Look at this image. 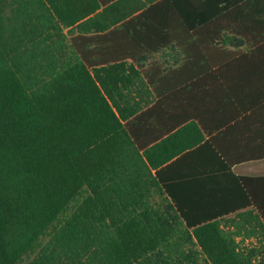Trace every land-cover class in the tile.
<instances>
[{
  "label": "trees",
  "instance_id": "16d2710c",
  "mask_svg": "<svg viewBox=\"0 0 264 264\" xmlns=\"http://www.w3.org/2000/svg\"><path fill=\"white\" fill-rule=\"evenodd\" d=\"M169 9V0L127 10L123 0H0V264H253L259 247L238 245L233 216L234 229L220 220L236 212L247 236L264 235V175L235 174L224 160L177 193L157 168L202 141L200 123L138 126L161 99L138 111L135 68L124 51L101 48ZM152 70L146 84L157 91Z\"/></svg>",
  "mask_w": 264,
  "mask_h": 264
},
{
  "label": "crops",
  "instance_id": "0c3cea01",
  "mask_svg": "<svg viewBox=\"0 0 264 264\" xmlns=\"http://www.w3.org/2000/svg\"><path fill=\"white\" fill-rule=\"evenodd\" d=\"M138 2L123 0L124 10ZM257 2L169 0V10L154 14L159 25L145 27L137 19L135 25L124 26V35L131 34L130 38L101 45L124 51V66L135 68L130 75L137 87L130 90V101H138V111L146 106L145 99L147 104L161 99L153 118L138 126L159 128L177 116H183L178 122L194 117L200 123L202 141L157 168L163 180L174 181L177 193L194 192L202 174L221 168L224 160L235 174L264 175V36L257 37L264 26L255 21L263 15ZM138 11L132 10L124 21ZM241 19L247 20L243 24ZM148 67L157 91L146 84ZM259 180L263 194L264 179ZM241 191L234 187V202L243 199ZM234 209L255 211L252 205ZM230 214L240 232L249 226L236 212L224 217Z\"/></svg>",
  "mask_w": 264,
  "mask_h": 264
},
{
  "label": "rangeland",
  "instance_id": "374dc122",
  "mask_svg": "<svg viewBox=\"0 0 264 264\" xmlns=\"http://www.w3.org/2000/svg\"><path fill=\"white\" fill-rule=\"evenodd\" d=\"M232 215L230 214L227 218H222L220 220V222L223 224L224 228H228V229H234V225H233V221H231ZM246 231L243 230L240 232V236L236 237V241L238 243V245H240L241 247L244 246H251V245H255L257 247H259V249L255 252V254L252 256V263L253 264H258V262L261 260L262 257H264V235L262 234V232L258 231V229H256L253 232V236L251 238H248L247 240L244 239V236H246ZM15 264H23V262H17Z\"/></svg>",
  "mask_w": 264,
  "mask_h": 264
}]
</instances>
